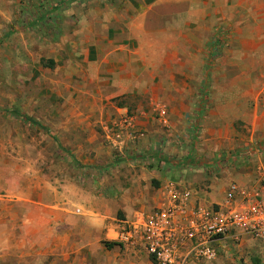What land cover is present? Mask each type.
Returning <instances> with one entry per match:
<instances>
[{"label":"rangeland","instance_id":"374dc122","mask_svg":"<svg viewBox=\"0 0 264 264\" xmlns=\"http://www.w3.org/2000/svg\"><path fill=\"white\" fill-rule=\"evenodd\" d=\"M35 1L0 0V108L19 109L48 130L0 109L7 264L22 263L6 251L28 235L44 247L66 246L83 217L96 216L90 206L114 199L141 169L159 168L172 180L189 168L261 178L264 0H85L52 12L53 25L33 26ZM108 45L123 57L103 74L93 52ZM158 156L193 164L172 167ZM106 213L113 227L122 216ZM254 259L264 264V242L245 238L203 264Z\"/></svg>","mask_w":264,"mask_h":264},{"label":"crops","instance_id":"0c3cea01","mask_svg":"<svg viewBox=\"0 0 264 264\" xmlns=\"http://www.w3.org/2000/svg\"><path fill=\"white\" fill-rule=\"evenodd\" d=\"M93 53L92 60L97 67L102 68L101 72L103 74H107L106 64L107 66L108 64H116L117 61L115 60L123 57H121V50L112 45H108L106 49L99 48ZM116 67L118 70L113 71L110 77H116L115 74L118 72L119 78L116 77L115 82H121L120 68L122 66ZM122 75L126 76L128 81L132 80L130 73L122 72ZM98 77L100 76L98 75ZM164 161L172 167L179 166L183 169H185L188 162L193 164L189 157L181 159L166 158ZM207 173L189 168L186 171L177 172L176 177L172 180L170 177H166L159 168L141 169L139 173L131 175L129 185L121 188L114 199L98 198V201L90 206V210L94 214L96 213V216L85 215L80 221L82 223L81 229L75 227V234L67 238L66 246L64 244L63 247H60V244H57L50 248L44 247L38 243L40 241L36 237L28 235L23 237V241H20L24 243L19 248H11L6 252L19 253L17 255L21 257V264H154L144 251L119 245L113 240V236H110V234H115L117 220L114 227L112 222L106 221L107 209H116L121 213V218L133 219L139 211L149 212L168 201L165 191L167 183H175L178 188L189 189L192 204L209 206L221 201L225 189L231 181L247 188H251L257 182L250 183L244 176L233 175V172L228 168H225L219 174L220 176ZM152 179H155L158 187L150 188ZM142 181H145V183L142 184ZM58 237L62 238L63 236ZM21 238L19 236V239ZM104 241L114 243L110 244L112 246H110V250L103 245ZM25 242L28 245H25ZM32 242L38 243L40 247L29 245ZM8 256L7 254L4 257L0 255V264H7ZM49 257L51 263L48 261ZM2 259L4 261L6 259V262Z\"/></svg>","mask_w":264,"mask_h":264},{"label":"built area","instance_id":"2783aa9c","mask_svg":"<svg viewBox=\"0 0 264 264\" xmlns=\"http://www.w3.org/2000/svg\"><path fill=\"white\" fill-rule=\"evenodd\" d=\"M255 184L247 188L231 181L221 201L203 206L190 202L189 189L167 183L168 201L133 219H117L113 240L144 251L154 264H203L214 260L223 244L238 246L245 238L264 242V172Z\"/></svg>","mask_w":264,"mask_h":264},{"label":"trees","instance_id":"16d2710c","mask_svg":"<svg viewBox=\"0 0 264 264\" xmlns=\"http://www.w3.org/2000/svg\"><path fill=\"white\" fill-rule=\"evenodd\" d=\"M82 1H85V0H59V1L54 2L53 4L52 3L48 4L47 2H45V3H44V1L42 2V0H37V1H35V4H34V2L32 3L35 16L31 22H32L33 26L38 25V24H43V23L45 24L49 21L48 19L51 17L52 12H56L58 9H61V7L68 6L73 2L76 3V2H82ZM48 23L53 25L55 23V21H53V22L49 21ZM52 63H53V60L49 59V65H52ZM0 109L4 113L18 117L23 121L32 123L33 125H37L41 129L48 132V130L45 126H43L41 123H39L34 118H32V117L28 116L27 114L21 112L19 109H16V108H0ZM162 159H163L162 157H158L157 160L161 161ZM107 244H114V243H108L107 242ZM254 262H255V264H258V259H254Z\"/></svg>","mask_w":264,"mask_h":264}]
</instances>
